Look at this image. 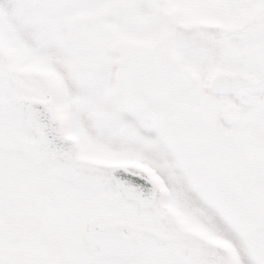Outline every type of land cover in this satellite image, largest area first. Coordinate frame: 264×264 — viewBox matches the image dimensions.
Wrapping results in <instances>:
<instances>
[{
    "label": "snow or ice",
    "instance_id": "6c2138e0",
    "mask_svg": "<svg viewBox=\"0 0 264 264\" xmlns=\"http://www.w3.org/2000/svg\"><path fill=\"white\" fill-rule=\"evenodd\" d=\"M0 264H264V0H0Z\"/></svg>",
    "mask_w": 264,
    "mask_h": 264
}]
</instances>
